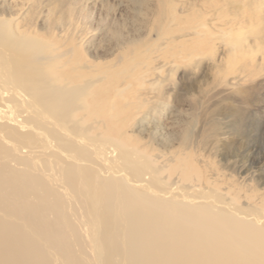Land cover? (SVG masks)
Instances as JSON below:
<instances>
[{
	"label": "bare ground",
	"instance_id": "bare-ground-1",
	"mask_svg": "<svg viewBox=\"0 0 264 264\" xmlns=\"http://www.w3.org/2000/svg\"><path fill=\"white\" fill-rule=\"evenodd\" d=\"M45 2L0 0V264H264L261 208L208 188L171 187L161 175L170 165H157L147 146L126 134L148 100L139 88L145 75L134 76L141 63L132 57L148 52L141 47L150 39L123 38L112 26L116 59L106 65L117 71L108 75L72 38L81 13L59 0V21ZM44 3L49 14L37 29L28 17ZM160 10L149 27L157 48L175 38ZM199 16L183 33L196 36L193 48L177 41L173 62L204 54L208 32ZM55 22L63 38H53ZM169 71L173 82L176 70ZM161 83H150L153 97ZM182 136L187 142L189 132ZM174 150L172 170L202 180L198 170L185 171L184 150Z\"/></svg>",
	"mask_w": 264,
	"mask_h": 264
},
{
	"label": "rangeland",
	"instance_id": "rangeland-1",
	"mask_svg": "<svg viewBox=\"0 0 264 264\" xmlns=\"http://www.w3.org/2000/svg\"><path fill=\"white\" fill-rule=\"evenodd\" d=\"M64 1L76 15L81 13L75 30L72 28V38H77L75 42L81 44L93 64L98 61L105 66L108 75L117 71L109 72L108 68L116 57L112 26L123 38L145 35L150 39L147 46L141 47L143 51L151 47L150 50L132 57L141 63L134 69V76L145 75V83L139 88L148 100L130 120L126 134L137 138L140 147L146 145L151 159L158 160L157 165L163 161L170 165L161 171L163 180L173 188L183 183L190 189L208 188L222 194L226 201L256 205L264 212V0ZM45 3L53 8L51 16L60 21L59 0ZM45 3L28 17L34 19L37 29H42V20L49 14ZM139 5L144 6V14L135 16L134 9ZM160 8L164 9L165 30L173 29L170 35L175 38H163L156 43H161L157 48L158 45H150L157 35L149 27ZM200 12L208 32L202 43L204 54L173 62L177 41L187 39V50L193 48L188 44L195 39L190 37L196 36L183 33L192 32L187 25L198 20L200 16L195 15ZM171 16L175 18L172 22ZM59 23H53V38H63ZM227 28L245 35L244 54L238 61L227 59L230 53L217 38L218 32ZM149 67L160 70L152 68L147 72ZM171 67L176 70L173 82L169 79ZM159 79L161 87L153 97L155 91L150 89V83ZM132 86L137 87L135 82ZM187 132L189 138L184 142L182 135ZM174 149L185 151L182 150L185 171L194 174L198 170L202 180H184L172 170L176 163L169 161L174 158Z\"/></svg>",
	"mask_w": 264,
	"mask_h": 264
},
{
	"label": "clouds",
	"instance_id": "clouds-1",
	"mask_svg": "<svg viewBox=\"0 0 264 264\" xmlns=\"http://www.w3.org/2000/svg\"><path fill=\"white\" fill-rule=\"evenodd\" d=\"M217 38L231 54L238 53L243 48L245 42L244 33L232 28L221 29L218 32Z\"/></svg>",
	"mask_w": 264,
	"mask_h": 264
}]
</instances>
